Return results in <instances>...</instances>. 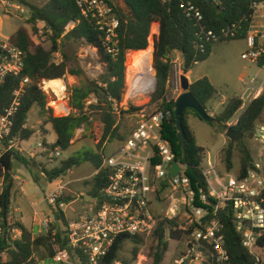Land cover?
Masks as SVG:
<instances>
[{"label": "built area", "instance_id": "obj_1", "mask_svg": "<svg viewBox=\"0 0 264 264\" xmlns=\"http://www.w3.org/2000/svg\"><path fill=\"white\" fill-rule=\"evenodd\" d=\"M82 16L94 22L102 33L103 45L109 54L120 52L121 20L112 0H75ZM167 2L168 0H163ZM186 16L197 26L196 46L204 52L208 44L221 42L241 33L242 23H233L220 30L208 27L205 14L192 0H181ZM252 13L244 37L246 49L241 57L254 64L258 72L252 77H243V90L238 97L242 100L240 113L227 122V129L236 125L251 103L264 92V1L252 5ZM74 25V23H71ZM26 54L13 44L10 38L0 40V83L8 76L19 75L25 66ZM172 72L168 80V101L175 100L184 92L182 77L185 59L179 50L169 54ZM199 63L197 55L193 64ZM31 79L26 76L15 90L11 106L0 115V159L7 149L14 146L17 138H10L15 125V115L21 97ZM42 87V86H41ZM45 88V87H44ZM238 110V111H239ZM116 104V114L121 115ZM172 111L156 106L152 112L136 110L135 123L128 135L120 140L111 155H104L101 169L107 173L108 182L98 196L91 201L89 209L75 220L64 225L63 248L55 244L56 264H106V259L121 235H156L158 222L168 220L166 240L177 241L178 233L184 239L183 251L172 264H232L226 247L224 223L218 216L222 208L228 209L231 221L241 236L243 246L252 256L253 264H264V247L258 239L264 234V121L255 125L252 140L257 149L252 151V164L246 172L239 166L223 169L220 150L214 155L205 152L199 169L207 184V190L197 194L190 177L186 174L187 164L174 151L171 143L163 136L166 121ZM56 151L54 157L60 156ZM179 171L171 174L174 163ZM65 184L47 193L51 205L59 204ZM215 201L212 205L208 199ZM212 207V208H211ZM2 214L0 212V225ZM47 231L51 220L46 218ZM172 231L178 236L173 237ZM48 233V232H47ZM22 230L14 227L10 241L19 239ZM110 264H125L120 259Z\"/></svg>", "mask_w": 264, "mask_h": 264}, {"label": "trees", "instance_id": "obj_2", "mask_svg": "<svg viewBox=\"0 0 264 264\" xmlns=\"http://www.w3.org/2000/svg\"><path fill=\"white\" fill-rule=\"evenodd\" d=\"M31 9V17L28 22L35 30L39 29V22L45 24L46 34L52 41V47L46 48L43 44L35 42L32 33L26 25H22L10 36V41L24 50L25 66L23 71L17 76H8L3 83H0V115L9 108L13 102L14 92L20 87L21 81L28 76L31 83L26 86L21 97V103L15 115V125L10 138L19 140H29L36 132L35 129L27 126V120L31 110L35 106L46 113L50 110L47 106V94L41 87L43 80L63 78L66 74L80 75L82 71L70 68L69 60L63 53V60L56 62L54 53L62 52L64 42L84 40L86 43L98 48L105 70L98 79L83 81L80 85H75L70 89L69 105L71 112L68 115L55 116L49 114L46 123H50L57 139L54 143H46L51 151L61 149L65 151L71 147L76 130L90 120V117L100 114L104 124L101 139L97 143L96 150H86L82 153L71 155L64 159L59 166L52 169L42 168L48 180L53 181L67 174L73 167L80 166L85 162L91 163L98 172L88 182L90 184L89 194L93 197L99 195L101 189L107 184V173L101 169L104 153V145L115 138L124 139L120 132L116 114V104L124 99L126 92V72L127 54L130 51L147 49L152 26L158 22L160 31L154 38L155 43V68L157 70V86L151 95L152 102L161 109L172 111V117L165 122L163 136L168 140L174 151L187 164L186 174L190 177L192 186L197 192L207 190L206 180L199 164L205 154V148L197 143L196 136L188 123V114L197 112L186 109L183 113V127L185 135V147L183 149V138L176 124L175 100L168 101V80L172 72V63L169 54L175 50L183 53L185 59V73L193 67L194 57L197 55L199 62L206 60L213 49L214 44H208L204 52L197 51L195 22L186 16L185 8L181 6V0H123L125 7L115 4L116 10L121 20L120 26V52L117 55L109 54L102 39V33L96 28L93 21L82 16L81 9L75 0H49L46 5L38 6L21 0ZM204 12L205 22L208 27L220 30L233 23H242V30L236 37H229L225 40L244 39L248 30V18L253 9L252 5L264 0H215V5H211L204 0H192ZM216 6L222 11L218 13ZM74 23V25H71ZM223 40V41H225ZM264 60L261 61V64ZM190 90L196 99L206 107L207 104L217 94V89L211 80L204 76L190 84ZM92 95L97 97V101L89 103ZM242 105L239 97H233L225 106L223 112L216 118L224 129L238 112ZM131 110H140L141 107H131ZM123 113L128 111L122 110ZM264 112V92L255 99L247 110L241 115L238 123L231 128L242 130L244 137L253 135L256 122ZM58 114V113H57ZM59 115V114H58ZM202 119V118H201ZM238 151L240 157V167L246 172L252 164V150L245 140L234 143L229 140L228 145L222 149V160L226 163L227 169L234 167V156ZM15 161L31 165L33 178L38 180L34 168L39 165L31 159L24 157L15 149H7L0 159V179L3 180V190L0 192V212L2 222L0 225V264H36L35 253L42 247L50 249V255L55 256V244L63 248L65 242L62 240V229L50 228L47 234L34 237L33 233L23 224L13 222L11 219V190L13 186L12 172ZM69 198L63 197L59 202H68ZM212 208V207H211ZM55 212L66 224L64 213L59 204L55 205ZM218 216L224 223V234L226 236V247L231 256L232 264H253L252 256L243 246L241 236L236 231L234 223L231 221L227 208H222ZM171 226L168 220L158 222L156 230L155 244L149 248L148 254L152 256L153 264H162L168 241L165 239L167 227ZM22 229L19 239L11 242L10 234L14 227ZM56 231V232H54ZM172 236H178L172 231ZM131 239L132 242L140 245L143 239L140 235H121L112 247L106 264L112 263L120 258V251L124 243ZM258 244L264 247V234L258 239ZM139 249L135 248L134 257L138 255ZM7 253L8 259L4 260L3 254Z\"/></svg>", "mask_w": 264, "mask_h": 264}, {"label": "rangeland", "instance_id": "obj_3", "mask_svg": "<svg viewBox=\"0 0 264 264\" xmlns=\"http://www.w3.org/2000/svg\"><path fill=\"white\" fill-rule=\"evenodd\" d=\"M27 2L44 6L47 4L49 0H26ZM116 5L120 7H125V3L123 0H112ZM31 17V9L30 7L22 2L21 0H0V40L6 39L12 35V33L17 30L20 26L26 25L29 27L32 36L36 43L43 44L46 48L52 47V41L50 37L46 34L45 24L43 22H39V29L35 30L33 25L28 22V19ZM158 23V22H156ZM155 24V23H154ZM159 24V23H158ZM160 27V24H159ZM153 28V26H152ZM158 31V29H157ZM160 31V30H159ZM153 33V29L151 30L150 37L154 38L159 33ZM149 37V49L150 45L153 44ZM246 49V42L244 39H236V40H225L221 42H217L214 44L212 52L210 56L198 64L194 65L189 73V76L192 80H197L204 76H207L210 80L213 81L214 86L217 89V94L215 97L207 104V111L210 115L217 118L224 110L225 106L229 102V100L233 97H238L243 90V77H252L257 71V67L247 60H244L241 57L242 52ZM130 51L129 53H131ZM63 53L69 60V66L71 69L76 71H82L80 75H72L66 74L63 78H60L64 81L66 89L63 91L62 100L67 103L69 106V110L67 111H57L53 106L52 102L59 100V97L52 90H46L45 82L48 80H43L41 82L42 89L47 94L48 104L47 106L50 108L49 111L44 113L39 106H35L28 117L27 126L29 128H33L38 133L36 136L49 134L51 129L47 128V126L52 127L50 124L46 123V119L49 114L52 113L55 116H63L68 115L71 112V107L69 105L70 100V89L75 85H80L83 81H91L98 79L101 73L105 70V65L101 61V57L99 55L98 48L86 43L84 40L80 41H66L64 42V47H62V52L54 53V60L56 62H61L63 60ZM128 53V54H129ZM127 54V60H128ZM155 57L152 62V68L154 69V76H157V70L154 66ZM127 72H126V92L124 95L123 101L120 103L119 108L125 111L126 113H121L120 116H117L118 123L120 125V132L126 137L130 130L132 129L135 123V113L136 110H131V107H141L139 111L144 112H152L155 110L157 104L152 102L151 95L154 92L153 89L149 92L140 93L137 96H132L129 89V71L128 65L126 61ZM186 73V74H188ZM262 73L261 76H263ZM97 101V97L92 95L89 103ZM239 110L235 115L240 113ZM59 115H58V114ZM259 121H264V112L262 113ZM258 122V121H257ZM256 122V124H257ZM188 123L192 130L195 133L197 143L205 148V152L214 155L218 150H220V157L222 158V149L228 145V141L230 140L226 136V129H224L218 122L209 123L200 117L194 114H188ZM104 129V124L102 122V118L100 114H93L90 117V120L87 123H84L81 127H79L74 135L72 140V154L76 155L82 153L86 150H96L97 143L101 139L102 133ZM120 140L122 138H115L112 141H108L103 148L104 155H111V153L117 148ZM245 140L251 150L254 152L257 149V144L252 140V137H243L241 141ZM36 141L33 139L32 143ZM46 142V141H45ZM47 143V142H46ZM21 145V141L17 138L14 142V146L12 147L16 151H18V147ZM46 147V145H43ZM47 148V147H46ZM55 151H51L49 148L43 150L41 155L37 160L41 163L42 168L52 169L56 166H59L61 162L66 159L63 154L60 156L54 157V161L50 160V157L55 156ZM38 156V155H36ZM37 159V158H36ZM37 162V163H38ZM222 168H227L226 163L222 160L221 162ZM240 166V157L238 151H236L234 156V168L235 170ZM74 169V170H73ZM72 172L66 175V177H75L79 172L84 171L86 174L85 182L88 183L93 176L95 175L96 168L88 162L81 164L79 167H73ZM37 174L38 178H41V184L39 183V198H43L44 192L42 188L46 190L47 188V180L43 175H41L39 169L34 170ZM65 177V178H66ZM24 178L32 180V178L26 174ZM2 179H0V191L2 189ZM85 187L87 186L84 184ZM88 188V187H86ZM15 198V191L13 192V199ZM67 198V196L65 197ZM91 197L83 198V208L82 211L89 209L91 205ZM12 204H15L14 201ZM24 211L28 210L27 206L21 205ZM77 205H72L75 208ZM41 209H43L47 213H52V207L48 204L47 201L43 202L41 205ZM17 215H21V213H17ZM54 224V222L52 223ZM51 224V228H53ZM169 227V225H168ZM168 229V228H167ZM178 240H167L169 245L164 256L162 264H172L174 258H176L180 252L183 251L184 239L178 233ZM156 236L147 237L143 239V243L137 245L132 242L131 239H128L124 245L122 250L120 251V260L125 264H153L152 256H149L148 251L149 248L154 245L156 242ZM138 248L139 252L136 258L134 257V249ZM264 252V251H263ZM45 255H50V249L45 247L44 249ZM38 260L43 258V255L39 251ZM51 256V255H50ZM41 264H49V262H42Z\"/></svg>", "mask_w": 264, "mask_h": 264}, {"label": "crops", "instance_id": "obj_4", "mask_svg": "<svg viewBox=\"0 0 264 264\" xmlns=\"http://www.w3.org/2000/svg\"><path fill=\"white\" fill-rule=\"evenodd\" d=\"M18 30V29H17ZM17 30H15L12 34H14ZM10 38V37H8ZM254 65V64H253ZM191 70L189 71V73ZM258 72V71H257ZM256 72V73H257ZM189 73L186 74V77L189 79L190 84L194 81L190 78ZM243 79V78H242ZM213 83V81L211 80ZM46 83V82H45ZM49 91V89H47ZM69 107V106H68ZM50 124V123H48ZM51 125V124H50ZM52 126V125H51ZM47 128L51 129V132L49 134H44L40 136H36L38 133L35 132V134L29 139V140H20L21 145L17 148L18 151L26 158L31 159L33 162L37 163L38 157L41 155V152L43 150H46L47 146L44 147L43 145H46V142L48 144H52L56 141L57 135L54 132L52 127L47 126ZM35 140V143H32V140ZM46 141V142H45ZM72 145L69 149L62 151L61 149H56V151L60 150L61 154H63L65 157H69L72 154ZM38 155V156H36ZM37 158V159H36ZM89 163V162H88ZM39 165L38 168H34V170L40 171L41 175L46 178L47 180V188L46 190L42 188L44 192L43 198H39V186L38 184L42 183L41 178H38V180H35L33 178V173L31 172L30 168L31 165H26L22 162L15 161L14 168L12 172L13 177V186L11 190V201L15 204H11V219L13 222H20L23 224L28 230H30L34 237L47 234V230L44 224V220L46 218H49L51 220V224L53 227H56L57 229H63L64 225H66L69 221L75 220L78 218V216L87 211V207H85V211H82L83 203L82 199L87 198L90 194V184L85 182L86 174L84 171H81L78 173L75 177H66L67 174L72 172V169L67 172L66 175L63 177H60L56 180L50 181L48 180L47 176L44 172H42V164L37 163ZM79 167V166H77ZM74 170V169H73ZM98 172V170L95 171V174ZM28 174L32 180H29L27 178H24ZM37 175V174H36ZM66 177V178H65ZM94 177V176H93ZM3 181V180H2ZM64 183L65 184V190H64V197L67 196V198L70 197V200L68 202H64L65 205L61 207L65 219L66 224L62 220V218H59L55 212V206L51 205L46 200V195L48 192L54 190L58 184ZM86 184L88 188L85 187ZM3 190V183H2V189ZM0 191V192H1ZM15 191V198L13 199V192ZM47 201L48 204L52 207V213H47L43 209H41V205L43 202ZM26 205L28 210L24 211L22 209L21 205ZM77 205L75 208L72 207V205ZM17 213H21V215H17ZM18 227V226H17ZM20 228V227H19ZM21 229V228H20ZM22 230V229H21ZM56 232V231H54ZM45 247L42 246L34 256V259L37 261L36 264H41L42 262H49V264H56L54 257L50 255H45L44 253ZM39 251L43 255V258L41 260H38L37 257H39ZM4 260L8 259L7 253L3 254Z\"/></svg>", "mask_w": 264, "mask_h": 264}, {"label": "bare ground", "instance_id": "obj_5", "mask_svg": "<svg viewBox=\"0 0 264 264\" xmlns=\"http://www.w3.org/2000/svg\"><path fill=\"white\" fill-rule=\"evenodd\" d=\"M153 33L160 30L159 24L153 25ZM158 29V31H157ZM153 43V38L150 37ZM152 45V44H151ZM151 47L146 50L132 51L128 54V71H129V89L132 96H137L140 93L149 92L154 87V69L152 68V60L149 56ZM45 89L52 90L57 94L59 100L53 101L52 106L57 111H67L69 107L66 102L62 100L63 91L66 89L65 83L62 79H51L46 81Z\"/></svg>", "mask_w": 264, "mask_h": 264}, {"label": "water", "instance_id": "obj_6", "mask_svg": "<svg viewBox=\"0 0 264 264\" xmlns=\"http://www.w3.org/2000/svg\"><path fill=\"white\" fill-rule=\"evenodd\" d=\"M205 2L215 5V0H204ZM217 9H219L218 6H216ZM222 11L219 9L218 13H221ZM151 50L149 51V56L151 57V60L153 62L154 57H155V43L150 45ZM146 50V49H143ZM155 81H154V87L153 91L156 89L157 86V76H154ZM182 87L184 89V92H182L179 97L175 101V113H176V124L178 127V130L182 134L183 138V149L185 147V135H184V127H183V113L186 109H192L195 112L198 113L200 118L203 120L209 122V123H215L216 118L210 115L204 105H202L194 96L192 91L190 90V81L186 76L182 77ZM70 113V112H69ZM68 113V114H69ZM226 136L233 141L234 143H239L244 137V133L242 130H234L232 128H229L226 130ZM179 171V165L177 162L174 163L172 169H171V174L175 175ZM88 197H91L93 199L94 197L92 195H89ZM209 202H211L212 205H215V201L212 199H208Z\"/></svg>", "mask_w": 264, "mask_h": 264}]
</instances>
